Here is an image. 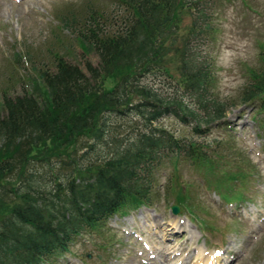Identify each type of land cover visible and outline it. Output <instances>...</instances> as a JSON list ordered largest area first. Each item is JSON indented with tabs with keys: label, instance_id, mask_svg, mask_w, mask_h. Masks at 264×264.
<instances>
[{
	"label": "trees",
	"instance_id": "obj_1",
	"mask_svg": "<svg viewBox=\"0 0 264 264\" xmlns=\"http://www.w3.org/2000/svg\"><path fill=\"white\" fill-rule=\"evenodd\" d=\"M110 1L114 12L93 4L82 15L70 11L59 18L86 54L98 56L97 64L86 60L83 69L56 54L54 69L41 70L22 94L0 98V181H12L0 184V264H51L87 231L150 204L156 172L166 160L204 168L209 185L220 193L222 175L246 182L247 170L239 162L237 171L217 175L225 154L215 151L214 156L212 141L179 137L155 124L175 116L201 134L224 121L228 104L234 103L212 93L213 62L200 56L193 42L211 29L203 4ZM183 8L199 17L180 34ZM150 75L169 77L174 93L166 95L146 82ZM250 77L239 97L264 114V65ZM114 118L127 119L121 134L112 129ZM86 137L83 150L75 153ZM49 141L73 150L50 149ZM220 142L215 146L225 143ZM54 162L58 168L47 187L39 165ZM232 192L237 199L245 197ZM10 195L11 205L5 201Z\"/></svg>",
	"mask_w": 264,
	"mask_h": 264
},
{
	"label": "rangeland",
	"instance_id": "obj_2",
	"mask_svg": "<svg viewBox=\"0 0 264 264\" xmlns=\"http://www.w3.org/2000/svg\"><path fill=\"white\" fill-rule=\"evenodd\" d=\"M194 1L203 4L211 26L209 33L193 42L200 56L213 62L212 93L234 103L228 104L224 121L201 134L194 131V124L182 123L175 116H165L155 124L179 137L212 141L211 153L225 154L217 175L237 171L239 162L247 170L246 182L222 175L220 193L215 184L209 185L204 168L166 160L156 172L150 204L117 214L103 228L87 231L51 264H264V114L239 97L251 82V73L264 65V0ZM93 4L110 13L116 9L110 0H0V98L3 93L22 94L41 70L54 69L56 54L83 69L86 60L99 62L96 54L85 53L75 33L64 29L59 20L70 11L82 15ZM191 12L183 8L179 13L180 34L199 17V12ZM161 76L150 75L145 81L166 95L173 94L175 82ZM112 120L113 131L121 134L120 124L127 119ZM88 139L78 144L75 153L83 150ZM217 141L225 143L217 147ZM53 144L49 141L47 147L73 150ZM54 165H39L46 173L43 183L47 187L58 168ZM233 189L245 197H233ZM10 196L5 197L9 205L14 199ZM175 203L182 208L178 214L171 210Z\"/></svg>",
	"mask_w": 264,
	"mask_h": 264
},
{
	"label": "water",
	"instance_id": "obj_3",
	"mask_svg": "<svg viewBox=\"0 0 264 264\" xmlns=\"http://www.w3.org/2000/svg\"><path fill=\"white\" fill-rule=\"evenodd\" d=\"M172 209H173V213L175 214H177L180 211V208L178 205H174Z\"/></svg>",
	"mask_w": 264,
	"mask_h": 264
},
{
	"label": "bare ground",
	"instance_id": "obj_4",
	"mask_svg": "<svg viewBox=\"0 0 264 264\" xmlns=\"http://www.w3.org/2000/svg\"><path fill=\"white\" fill-rule=\"evenodd\" d=\"M235 242H237V241H235ZM235 245H236V244H235ZM228 247H229V246H228ZM231 248H232V247H231ZM239 248H240V247H239ZM235 250H236V249H235ZM233 251H234V250H233ZM233 251H232V252H233Z\"/></svg>",
	"mask_w": 264,
	"mask_h": 264
}]
</instances>
